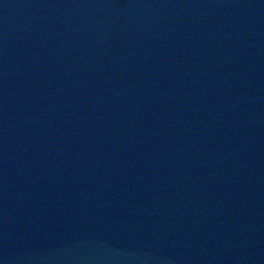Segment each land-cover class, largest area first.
Here are the masks:
<instances>
[{
    "label": "water",
    "instance_id": "obj_1",
    "mask_svg": "<svg viewBox=\"0 0 264 264\" xmlns=\"http://www.w3.org/2000/svg\"><path fill=\"white\" fill-rule=\"evenodd\" d=\"M0 264H264V0H0Z\"/></svg>",
    "mask_w": 264,
    "mask_h": 264
}]
</instances>
